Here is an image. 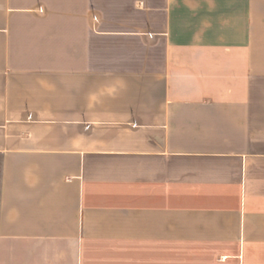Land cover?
<instances>
[{"label": "crops", "instance_id": "crops-1", "mask_svg": "<svg viewBox=\"0 0 264 264\" xmlns=\"http://www.w3.org/2000/svg\"><path fill=\"white\" fill-rule=\"evenodd\" d=\"M0 264H264V0H0Z\"/></svg>", "mask_w": 264, "mask_h": 264}]
</instances>
